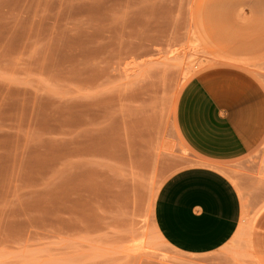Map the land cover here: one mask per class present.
I'll return each mask as SVG.
<instances>
[{"label": "rangeland", "instance_id": "rangeland-1", "mask_svg": "<svg viewBox=\"0 0 264 264\" xmlns=\"http://www.w3.org/2000/svg\"><path fill=\"white\" fill-rule=\"evenodd\" d=\"M217 65L264 86V0H0V264H264V140L223 166L242 202L223 247L179 252L154 223L199 162L180 92Z\"/></svg>", "mask_w": 264, "mask_h": 264}, {"label": "crops", "instance_id": "crops-1", "mask_svg": "<svg viewBox=\"0 0 264 264\" xmlns=\"http://www.w3.org/2000/svg\"><path fill=\"white\" fill-rule=\"evenodd\" d=\"M177 131L199 162L170 175L158 190L154 223L179 252L223 247L242 215L239 191L225 172L264 140V86L246 69L217 65L190 79L175 112Z\"/></svg>", "mask_w": 264, "mask_h": 264}, {"label": "bare ground", "instance_id": "bare-ground-1", "mask_svg": "<svg viewBox=\"0 0 264 264\" xmlns=\"http://www.w3.org/2000/svg\"><path fill=\"white\" fill-rule=\"evenodd\" d=\"M89 149V151H90V147L88 148ZM95 151V150H94Z\"/></svg>", "mask_w": 264, "mask_h": 264}]
</instances>
